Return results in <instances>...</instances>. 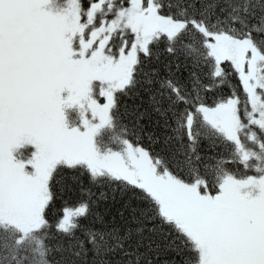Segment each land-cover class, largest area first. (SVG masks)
<instances>
[{"label": "snow or ice", "instance_id": "6c2138e0", "mask_svg": "<svg viewBox=\"0 0 264 264\" xmlns=\"http://www.w3.org/2000/svg\"><path fill=\"white\" fill-rule=\"evenodd\" d=\"M0 264H264V0H0Z\"/></svg>", "mask_w": 264, "mask_h": 264}]
</instances>
